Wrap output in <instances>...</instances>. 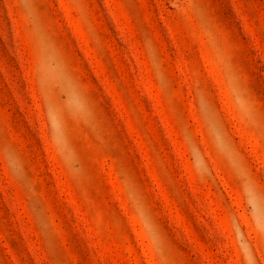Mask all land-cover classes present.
I'll use <instances>...</instances> for the list:
<instances>
[{
    "label": "rangeland",
    "instance_id": "obj_1",
    "mask_svg": "<svg viewBox=\"0 0 264 264\" xmlns=\"http://www.w3.org/2000/svg\"><path fill=\"white\" fill-rule=\"evenodd\" d=\"M0 264H264V0H0Z\"/></svg>",
    "mask_w": 264,
    "mask_h": 264
}]
</instances>
